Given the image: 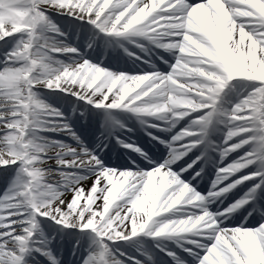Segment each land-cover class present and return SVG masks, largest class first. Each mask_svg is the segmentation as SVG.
<instances>
[{"label":"snow or ice","instance_id":"1","mask_svg":"<svg viewBox=\"0 0 264 264\" xmlns=\"http://www.w3.org/2000/svg\"><path fill=\"white\" fill-rule=\"evenodd\" d=\"M101 45L134 67L93 57ZM88 115L94 146L74 127ZM113 142L123 165L107 160ZM69 249L71 264H156L153 249L171 264H264V0H0V264H68Z\"/></svg>","mask_w":264,"mask_h":264},{"label":"bare ground","instance_id":"2","mask_svg":"<svg viewBox=\"0 0 264 264\" xmlns=\"http://www.w3.org/2000/svg\"><path fill=\"white\" fill-rule=\"evenodd\" d=\"M65 30H68L69 31V36H70V38H72V37H74V35H75V33L73 32L74 30L72 29V28H70V27H66L65 28ZM43 90H45V89H43ZM50 103V102H49ZM52 104V103H51ZM54 106H56L55 104H53ZM62 106V104L59 106V107H61ZM56 107H58V106H56ZM91 116V115H90ZM90 118V117H89ZM122 118V117H121ZM91 120V119H90ZM157 134V133H156ZM45 135H47V133H45ZM69 143H71V141L69 140L68 141ZM199 163V162H198Z\"/></svg>","mask_w":264,"mask_h":264},{"label":"rangeland","instance_id":"3","mask_svg":"<svg viewBox=\"0 0 264 264\" xmlns=\"http://www.w3.org/2000/svg\"><path fill=\"white\" fill-rule=\"evenodd\" d=\"M39 91L44 92L46 94L45 97H48L49 96V94H47V90L39 89ZM235 96H236V93L235 92H232L231 93V97H235Z\"/></svg>","mask_w":264,"mask_h":264}]
</instances>
